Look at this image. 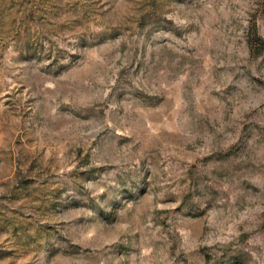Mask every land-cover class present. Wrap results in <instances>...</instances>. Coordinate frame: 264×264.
I'll use <instances>...</instances> for the list:
<instances>
[{
	"label": "rangeland",
	"instance_id": "obj_1",
	"mask_svg": "<svg viewBox=\"0 0 264 264\" xmlns=\"http://www.w3.org/2000/svg\"><path fill=\"white\" fill-rule=\"evenodd\" d=\"M0 264H264V0H0Z\"/></svg>",
	"mask_w": 264,
	"mask_h": 264
}]
</instances>
